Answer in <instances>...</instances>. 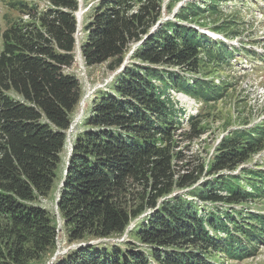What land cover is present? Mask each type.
Instances as JSON below:
<instances>
[{"label":"trees","instance_id":"1","mask_svg":"<svg viewBox=\"0 0 264 264\" xmlns=\"http://www.w3.org/2000/svg\"><path fill=\"white\" fill-rule=\"evenodd\" d=\"M48 1L43 9L9 2L21 12H33L39 26L13 22L2 34L0 264H41L54 252L57 219L41 198L53 193L60 177L64 185L56 201L58 214L79 245L48 264H219L191 246L232 261L253 257L264 242V214L224 213L205 205L252 200L264 192V171L251 183L254 192L239 188L233 175L205 182L191 192L203 205L200 209L181 196L158 203L175 186L184 189L199 182L203 172L193 169L175 178L174 156L163 144L181 126L184 107H178L169 87L205 102L222 99L228 86L202 77V67L230 64L240 48L177 21L159 24L161 2L98 0L86 15L88 37L81 47L86 64L108 61L117 70L132 42H141L132 52V59L140 62L124 65L112 86L94 99L67 156L68 130L82 94L79 80L64 68L74 61V12L80 2ZM224 1L204 2L217 14ZM205 9L188 4L178 18L188 21ZM213 30L229 38L221 26ZM172 66L191 73L193 83L167 72ZM196 120L189 119L193 129L199 126ZM262 150L264 127L233 129L218 144L208 173L234 171ZM138 186L152 192L145 204L134 208L130 199ZM145 205L150 213L135 230L141 246L105 241L123 235Z\"/></svg>","mask_w":264,"mask_h":264},{"label":"rangeland","instance_id":"2","mask_svg":"<svg viewBox=\"0 0 264 264\" xmlns=\"http://www.w3.org/2000/svg\"><path fill=\"white\" fill-rule=\"evenodd\" d=\"M139 4L141 0H134ZM161 2L162 17L159 24L167 20L177 21L179 24L192 27L197 30H213L216 26H221L223 32L228 34L231 45L240 48L230 64H210L207 63L202 67L201 76L212 80L217 86H228L225 96L217 101L205 102L175 89L168 92L172 98L178 102V107H184V113L180 114L182 122L176 132H173L172 140H167L170 152L174 156L172 159L173 168L176 170L175 178L179 172H188L193 169H203L200 181L189 188L180 189L175 186L173 193L169 196L160 198L158 203L170 197L181 196L190 202L197 203L199 209L200 201H195L194 193L201 188L205 182L213 180L216 183L220 178L235 176L233 182L241 189L254 192V178L257 174L264 171V150L260 153L252 155V157L243 165H240L234 171L224 170L218 175H209L210 165L215 154V150L223 139L229 136L230 132L236 128H254L264 127V0H226L218 7L217 14L211 12L205 0H155ZM9 2H26L30 6H39L46 8L49 4L48 0H0V51L3 48V32L9 27L10 23L21 22L25 24L35 23L39 26L37 18H33L32 14L21 12L12 7ZM80 7L97 4L98 0H79ZM188 4H197L202 8L206 7V11L199 17L190 18L188 21H182L179 16V10ZM86 5V6H85ZM77 23L86 24V16H79L78 10L74 12ZM157 25L152 29L154 30ZM222 40L227 36L221 33ZM88 35L83 37L84 41ZM140 42H132L130 50L125 57L124 64L117 70L109 67V62L89 66L84 61L81 51L76 49L74 53V61L71 66L65 67L64 72L75 75L81 85V101L72 115V126L68 130V139L65 152L69 156L70 150L68 144L72 148L75 135L81 132L82 122L85 116L90 112L92 103L101 92L112 86L115 78L119 75L122 67L132 66L133 62H140L132 59L133 47L139 45ZM242 49L249 51L250 54H244ZM135 60V61H134ZM162 70L163 66L150 65ZM167 72L180 75L187 78L190 83L192 74L178 66L166 68ZM195 77V76H194ZM183 111V109H182ZM190 117H195L199 126L195 129L191 126ZM201 134L197 135V132ZM69 147V148H70ZM66 156V157H67ZM68 159V157H67ZM64 166V164L62 165ZM64 168V167H63ZM245 169L251 172L250 175L245 173ZM198 172V171H197ZM61 177L56 181L53 193L47 198H41L42 204L50 210L57 219V243L56 248L49 258L41 264L55 262L56 259L68 251L76 248L79 243L73 242L69 237V228L64 225L61 216L58 214L56 198L61 187ZM236 186V185H235ZM145 190V192L143 191ZM151 188H142L138 186L134 191V198L130 199V205L135 204L137 208L147 202L148 196L151 194ZM259 192V191H258ZM224 193V192H223ZM147 195L146 198L144 196ZM146 207L148 205H145ZM144 207L142 214L133 219L126 232L121 236H115L105 241H114L115 243H130V245L141 246L140 240L135 234L136 225L150 213V209ZM219 208L222 212H241L248 214L247 211H257L264 214V192L255 195L252 200L240 204L216 203L207 204V208ZM212 210V209H207ZM225 236V234H220ZM97 242L100 240H96ZM103 241V240H101ZM203 254L212 261L219 264H264V242L259 245L257 253L243 261H232L225 254L208 251L198 246H191L189 249Z\"/></svg>","mask_w":264,"mask_h":264},{"label":"built area","instance_id":"3","mask_svg":"<svg viewBox=\"0 0 264 264\" xmlns=\"http://www.w3.org/2000/svg\"><path fill=\"white\" fill-rule=\"evenodd\" d=\"M84 36H85V32H84L83 26L81 24H79L77 27V30L75 32V39H76V43H77V48H80L81 42H82V39Z\"/></svg>","mask_w":264,"mask_h":264},{"label":"water","instance_id":"4","mask_svg":"<svg viewBox=\"0 0 264 264\" xmlns=\"http://www.w3.org/2000/svg\"><path fill=\"white\" fill-rule=\"evenodd\" d=\"M71 151H72V148H71V150H70L69 155L71 154ZM63 185H64V180H63L62 183H61V187H62ZM58 199H59V194L57 195L56 201H58Z\"/></svg>","mask_w":264,"mask_h":264},{"label":"bare ground","instance_id":"5","mask_svg":"<svg viewBox=\"0 0 264 264\" xmlns=\"http://www.w3.org/2000/svg\"><path fill=\"white\" fill-rule=\"evenodd\" d=\"M90 11V9H87V12H89ZM71 146V145H70ZM70 146H68V148L70 147ZM71 149V147L69 148V150Z\"/></svg>","mask_w":264,"mask_h":264}]
</instances>
